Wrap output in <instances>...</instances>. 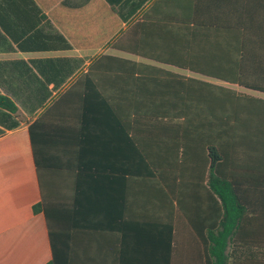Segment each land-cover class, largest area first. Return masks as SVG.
<instances>
[{"label":"crops","instance_id":"0c3cea01","mask_svg":"<svg viewBox=\"0 0 264 264\" xmlns=\"http://www.w3.org/2000/svg\"><path fill=\"white\" fill-rule=\"evenodd\" d=\"M179 20L187 31L201 22L210 40L216 26L247 29L257 53L264 0H0V95L17 106L16 113L0 108V264L50 261L46 218L32 210L44 202L41 192L48 202L76 207L69 218L80 226L74 257L166 264L167 238L158 231L179 222L171 213L177 202L155 170L140 168L145 159L167 158L144 123L129 121L128 114L142 111L133 98L144 91L147 66L226 84L114 44L171 57ZM138 23L145 25L134 30ZM199 174L189 167L185 190L192 207H204L208 197L204 179H193ZM249 178L238 190L252 218L264 214V173ZM183 239L190 245L188 234ZM186 245L177 247L172 264H193L196 254Z\"/></svg>","mask_w":264,"mask_h":264},{"label":"trees","instance_id":"16d2710c","mask_svg":"<svg viewBox=\"0 0 264 264\" xmlns=\"http://www.w3.org/2000/svg\"><path fill=\"white\" fill-rule=\"evenodd\" d=\"M141 25L136 24L134 30ZM176 25L177 48L171 57L139 49L135 43L127 47L114 44L116 49L158 62L169 61L173 67L226 84L147 66L144 91L133 98L139 101L142 111L128 114L129 121L135 125L144 123L145 134L155 138L167 158L145 159L140 168L155 170L163 179L168 196L177 202L171 213L173 216L177 213L179 222L163 223L158 231L167 238L162 247L163 260L166 264L175 262L188 234L190 245L186 246L196 254L193 264H264V214L248 217L238 190L242 184H249V175L264 173V99L230 87L264 94V39L257 42L259 50L255 53V43L247 29L235 33L232 26H216L219 31L210 40L212 37L203 31L201 22L196 21V28L190 31L185 20ZM0 108L17 112L15 103L3 95ZM113 115L115 120L122 119L121 114ZM34 155L39 169L35 146ZM192 157L193 163L189 161ZM191 165L200 173L193 179H204L207 185L204 207L201 203L192 207L186 200V182L191 178L187 172ZM41 195L44 202L34 205L32 210L46 218L52 252L46 264L103 263L72 255L73 235L80 227L69 219L76 209L74 204L48 202L43 192ZM182 222L188 231H181ZM190 237L197 240L194 246Z\"/></svg>","mask_w":264,"mask_h":264},{"label":"rangeland","instance_id":"374dc122","mask_svg":"<svg viewBox=\"0 0 264 264\" xmlns=\"http://www.w3.org/2000/svg\"><path fill=\"white\" fill-rule=\"evenodd\" d=\"M230 87L233 88L234 90H236V91L239 92V93H246V94H249V95L252 94V96L254 95V96H256V97L264 98V96L261 95V94H258V93H254V92L248 91V90L243 89V88H240V87H238V86H230ZM250 93H251V94H250Z\"/></svg>","mask_w":264,"mask_h":264}]
</instances>
